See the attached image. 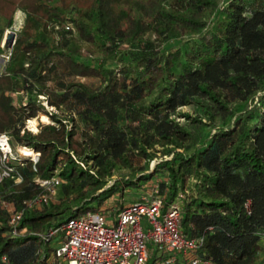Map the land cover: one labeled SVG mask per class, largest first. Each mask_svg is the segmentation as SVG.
Listing matches in <instances>:
<instances>
[{
    "label": "trees",
    "instance_id": "1",
    "mask_svg": "<svg viewBox=\"0 0 264 264\" xmlns=\"http://www.w3.org/2000/svg\"><path fill=\"white\" fill-rule=\"evenodd\" d=\"M164 1L0 0V39L14 11L24 14L0 73V133L13 148L39 152L35 169L27 156L12 162L0 199L18 205L44 192L35 177L57 170L61 179L56 198L24 212L17 235L0 208V264H66L41 235L89 210L114 215L124 193L153 190L164 205L182 195L181 231L203 236L200 253L215 264L263 258L264 0H187L181 8ZM70 3L78 8L73 17ZM68 21L99 58L81 55L63 28ZM49 24H62L56 40ZM150 31L179 43L160 49L143 41ZM55 70L99 84L66 80L52 88L46 79ZM194 104L199 109L183 110ZM39 112L50 123L26 129ZM138 161L143 171L104 188L119 166L131 172Z\"/></svg>",
    "mask_w": 264,
    "mask_h": 264
},
{
    "label": "built area",
    "instance_id": "2",
    "mask_svg": "<svg viewBox=\"0 0 264 264\" xmlns=\"http://www.w3.org/2000/svg\"><path fill=\"white\" fill-rule=\"evenodd\" d=\"M63 28L70 30L69 24ZM6 32L12 34V38L0 53L3 68L16 37L14 28ZM43 102H46L45 97ZM26 129L32 131L33 128L26 124ZM20 147L13 148L9 136L0 133V183L12 176L15 170L12 162L19 156H26L21 154ZM28 148L32 153L27 157L35 169L39 152ZM17 180L21 182L22 178L19 176ZM34 182L44 190L43 193L34 194L18 205L0 199V208L7 212L14 235L20 232L17 225L24 212L46 204L49 195L57 192L61 179L55 170L48 178L35 177ZM153 193L155 195H141L139 200L125 203L114 215L89 210L71 216L60 227L41 236L46 239L56 232L62 233L57 245L53 246V255L66 264H215L200 253L203 236L188 237L181 231L182 203L179 199L182 195L164 205L163 197L156 190ZM256 264H264V256Z\"/></svg>",
    "mask_w": 264,
    "mask_h": 264
},
{
    "label": "rangeland",
    "instance_id": "3",
    "mask_svg": "<svg viewBox=\"0 0 264 264\" xmlns=\"http://www.w3.org/2000/svg\"><path fill=\"white\" fill-rule=\"evenodd\" d=\"M187 0H165L164 1V4L168 7H171V8H181L183 7V5L186 3ZM216 2L220 1V0H214ZM84 5V4H83ZM69 6V13H68V16L70 17H73L74 15H76L77 11H78V8H76V6H73L71 3L68 5ZM16 13V10L14 11V14L15 15ZM19 13V12H17ZM210 15V13H207V16ZM21 20H16L15 21V24H13L11 26V28H14L15 32L18 31L22 24H23V15H21ZM19 21V22H17ZM65 24H69L70 26V30H71V34H69L70 38L72 41H75V42H78L80 43V53L83 57H90L92 58L93 60H96L97 58H99V55L95 54L93 52V49L91 48L90 45H88V43L86 42H81V40H79L78 36H77V32L76 30L74 29V25H73V22L72 21H68L66 22ZM57 26V28H55ZM17 27V28H16ZM19 27V28H18ZM49 28L51 30V33L53 34L54 38L57 37L56 36V31L57 30H61L62 28V24H52L50 25L49 24ZM10 29V28H9ZM9 34H7L6 30H4L3 32V35H2V40L0 39V48L3 49V47L5 46L4 44V41H5V38L4 37H8ZM56 40V38H55ZM144 40H148V41H151L153 43L154 46L156 47H159L160 49H164L168 46H170L171 44L174 45L176 43H179V40H176V39H173V40H167V39H158L155 32L154 31H150L148 32L144 37H143V41ZM0 49V50H2ZM1 53V51H0ZM120 58V55L118 57V60ZM0 63H2L1 59H0ZM115 66V64H113ZM3 69V68H2ZM66 80H73V81H78V82H84L88 85H91V86H98L99 84V80L98 78L96 77H93V76H76V77H73V76H65V75H62L58 70H55L53 71L49 77H47L46 79V83L50 86V87H56L58 85V82L60 81H66ZM22 97V100H26L25 98V95L24 96H21ZM24 97V98H23ZM17 98V99H16ZM20 98V94H17L16 96L14 95V100H15V103H17ZM38 101H41V103H43V105L47 108V110L49 112H57L58 110L55 108V106H49L47 105L46 102H43L44 100V97L42 95H38L37 97ZM18 100V101H17ZM19 104V103H18ZM193 108L195 110L199 109V106L198 105H190V106H184L183 107V110L185 112H189L191 110H193ZM64 109L61 111L63 113ZM41 114H43L45 116V120H43L41 118ZM29 121H25V126L26 124L29 126V128H33L30 124V121L33 120L34 121V128L32 129V132H36L38 130V122H42V123H50V118L43 112H39L35 117H33V119H28ZM179 120H181L182 122H186L187 123V119L183 118V117H179ZM31 131V129H30ZM22 146H29L28 144H25V145H22ZM28 156V155H27ZM156 163V160H152L149 164L150 166V169L153 168V166L155 165ZM144 166H143V163L142 161H138V162H134V166H133V171L129 172L126 168L122 167V166H119L118 169H116L114 172H113V175L111 176V179L110 181L107 183V185L104 186V188L108 187L109 185L113 184L115 181H120L121 177H125V175H133V176H136L137 173H140L141 171H143ZM103 188V189H104ZM101 191V190H100ZM138 194L136 191H133L132 193H124L123 196L121 197L123 203H128L132 200H137L139 199L138 198ZM57 197V192L52 196V199L56 198ZM116 197V195H115ZM107 204H110L109 201L106 202ZM105 203V205H106ZM95 202H86L85 204H83V208H86V207H89L90 205H94ZM103 205V206H105ZM61 238V233L60 232H56L55 234L52 235L51 237V244L53 246L57 245L58 243V240ZM149 247H151V245H149ZM155 253V252H154ZM151 262V259L149 260V263Z\"/></svg>",
    "mask_w": 264,
    "mask_h": 264
},
{
    "label": "bare ground",
    "instance_id": "4",
    "mask_svg": "<svg viewBox=\"0 0 264 264\" xmlns=\"http://www.w3.org/2000/svg\"><path fill=\"white\" fill-rule=\"evenodd\" d=\"M17 13V12H16ZM18 20V19H17ZM21 20V19H20ZM17 28V27H16ZM19 28V27H18ZM5 38V37H4ZM1 40H2V38H1ZM2 49V48H1ZM41 118L43 119V120H45V116L43 115V114H41ZM31 119H33V118H31ZM30 124H31V126L34 128V121L33 120H31L30 121ZM20 151H21V154H23V155H30L31 153H32V151H31V149L30 148H27V147H25V146H21L20 147Z\"/></svg>",
    "mask_w": 264,
    "mask_h": 264
},
{
    "label": "crops",
    "instance_id": "5",
    "mask_svg": "<svg viewBox=\"0 0 264 264\" xmlns=\"http://www.w3.org/2000/svg\"><path fill=\"white\" fill-rule=\"evenodd\" d=\"M16 12H19V13H15V15H13V24H15V21L17 19L20 21V19L22 18L21 15H23V19H24V14L22 13V11H20L19 9H17ZM0 20H1V17H0ZM19 21H17V22H19ZM2 68H3V65H2V63H0V73L3 71Z\"/></svg>",
    "mask_w": 264,
    "mask_h": 264
},
{
    "label": "water",
    "instance_id": "6",
    "mask_svg": "<svg viewBox=\"0 0 264 264\" xmlns=\"http://www.w3.org/2000/svg\"><path fill=\"white\" fill-rule=\"evenodd\" d=\"M11 38H12V34H9L8 37L6 36L4 44L7 45L11 41Z\"/></svg>",
    "mask_w": 264,
    "mask_h": 264
}]
</instances>
